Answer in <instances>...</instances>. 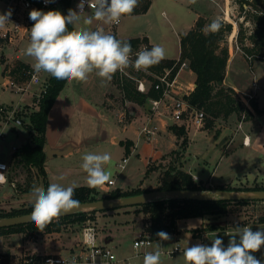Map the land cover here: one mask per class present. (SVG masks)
<instances>
[{
    "label": "crops",
    "instance_id": "1",
    "mask_svg": "<svg viewBox=\"0 0 264 264\" xmlns=\"http://www.w3.org/2000/svg\"><path fill=\"white\" fill-rule=\"evenodd\" d=\"M214 3H217V0H196L195 3L192 0H150L148 8L144 12L127 15L135 17L130 33L127 36L120 35L118 26V35L123 39L143 37L150 43L151 47L153 45H161L164 47L167 51L166 59H177L180 54V35L193 28L198 18L203 21V30L207 31L206 25L210 24V21L206 20V16H208L209 10L214 9ZM120 31L124 33L123 29ZM184 70H187V74L192 77L190 88L185 93H182L185 96L195 87V74L189 66L180 68L176 76V88L179 87L177 81ZM0 83H2L1 75ZM114 89L111 82H108L105 86H101L100 81L93 91H90L88 88V82H73L72 84L65 82L63 88L52 103L46 120L44 171L46 175L45 181L48 185L50 183H61L64 186H69L75 183L78 186H88L86 183V173L81 168V157L85 153L92 152V149L88 148L92 145L98 147L101 143H109L111 145H117L118 147L120 146L123 151L121 159L127 156L126 163L128 164L129 156L146 144L144 140L147 141V139L141 136L138 130L150 117L152 123L156 126V133L151 138L152 141L147 143L149 156L144 155L143 164L138 163L137 165L132 164L128 166L125 163L124 168L119 169L120 172L122 171L119 182L111 177L114 180V184L108 185L106 183L102 187L95 189L100 194H106L113 189L127 190L134 187H142V178L139 177L135 182H131L133 179L130 180L129 173L140 171V175H143L149 160L153 156H161L165 149L171 148L176 140H178L173 138L174 134L168 128L169 125L176 123L168 115V108L161 104L158 112L151 111L150 101L147 103L146 98L150 100L154 97L147 96L145 98L146 101L144 100L142 104L135 102L129 104L128 109H126L129 115L128 119L125 116L123 121H118L117 114L121 110L119 109V111L117 106L112 105L113 103L107 104V108L103 99V95L107 90L113 93ZM34 90L32 89V92ZM250 111L252 115L248 119L254 123L256 122V124L253 128L245 130L241 135V149L250 155L255 154L260 158V162L257 166L255 165V168L261 172V170H264V115H258L256 112L255 114L253 109ZM167 117H170V120ZM9 127L7 138L12 141V145H19L21 138L23 141L26 139V133L20 127L12 124ZM0 132H2L1 129ZM202 133L203 131L201 130L194 132L190 136L193 148L196 146L194 142L203 136ZM13 134H15V141L11 139ZM3 135L5 138V134ZM245 136L248 137V142L244 144L243 139ZM101 148L99 147L97 153H105V150ZM197 148L201 152L202 149L206 148V144L201 143L197 145ZM211 152L212 147L204 150L202 154H206L205 156L207 157L213 155ZM203 155L200 156L204 159ZM140 160L142 161L143 159ZM121 161L118 160V162ZM210 161L211 159L209 157L204 159L201 168H193L195 173L191 169L188 171L199 179L198 176L204 173L203 170L211 163ZM61 176L64 177L63 180L58 179ZM17 178L15 174L13 179L16 182ZM260 179L259 181H264V176ZM20 192L18 188L13 189L8 185L0 186V207L15 204V200L19 203L25 202V200L20 201V199L26 192ZM207 216L210 215L206 214L203 216L177 219L176 230L169 233V240L162 241L158 239L152 241L149 246L141 247L139 253H136L132 244L133 240L142 233V222L137 229H135V226L131 227V231L134 234L131 240L124 238V236L121 237L118 232L121 231V228L119 230V227L116 228L113 226L110 227L107 236L103 237L97 234V239L102 244L111 247L115 252L117 260L114 264H125L126 261L132 264H143L144 255L154 251L157 243L161 245L162 264H185L183 252L188 246L197 243L210 244L211 240L217 235L223 240L224 245L227 246L229 240L228 235L236 227L233 224L238 222L237 220H231L228 221L230 225L223 230H211L204 227L206 219L208 218ZM239 227H250L253 231L258 229L264 230V221L245 223V225ZM199 231L202 234H198ZM82 235L83 229L75 226L69 231L47 233L38 243H34L29 249L25 248L24 244L21 243L11 244L9 252L15 256L27 254L42 256L48 253L67 256L74 250L79 249L82 244ZM176 243L180 245V249L171 255L167 254L165 251L171 249ZM21 248L30 251L27 254H20ZM129 251H131V254H129ZM253 255L257 259L264 260V246L258 252L253 253ZM132 258H136L137 261L131 262ZM11 261L18 263L21 259H14L13 257Z\"/></svg>",
    "mask_w": 264,
    "mask_h": 264
},
{
    "label": "rangeland",
    "instance_id": "2",
    "mask_svg": "<svg viewBox=\"0 0 264 264\" xmlns=\"http://www.w3.org/2000/svg\"><path fill=\"white\" fill-rule=\"evenodd\" d=\"M60 12L63 13V10L60 9ZM207 15L208 16H206V20L210 21V23L213 19L217 18L223 23H232V29L231 31L225 33V42H223V44L228 46L229 50L226 76L223 84L227 89H229L228 87L231 85L234 86H231L233 88V92H227L232 95L234 99L239 103L240 116H238V114L236 113H232L227 119L218 117L214 120L212 127L205 128L204 125L206 119L208 118V114L203 108H200V110H203L204 112L203 124L197 127L192 125L191 123H188V125L185 127L187 135V141L185 143L182 142L181 137H177L174 134L173 138L178 139L176 140L175 144L171 148L165 149L164 153H162L161 156H153V158L150 159L147 163V167L143 175H140V171H133V173H129L130 180L133 179V181L131 182H135L139 177L142 178L141 188L147 190L155 189L157 187V182L161 172L166 168L179 167L184 169L185 171L191 169V171L195 173L193 168H201L203 166L202 164L204 163V159H207L208 157L209 159H211V163L206 166L207 168L204 167V173L198 176L199 179L194 176L193 178L195 180H201L205 186L209 187V189L215 188L216 185H227L233 188H246L255 185H264V181H259L261 180L260 178L264 176V170H261V172H259V170L255 168L260 162V158L255 154L250 155L249 153L241 149V135L245 130L253 128L256 122L254 123L253 121L248 119L245 111L249 108L240 99L238 93L243 95V97H246L245 93H251L252 99H255L260 107H262L264 104V59L250 58L246 56L244 51L240 48V44L237 38L240 23L247 31L252 27L249 20L250 16L244 9L240 7L238 3H236L235 0H217V3H214V9L209 10V13ZM244 16H246V20L244 19ZM84 19L86 18L82 17L79 22H77L75 25H72L74 30H91L94 22L88 25L84 23ZM134 19V16L131 17L125 15L121 17V23L119 25L120 35L127 36V34L130 33L133 28ZM121 29L124 30V33H121ZM14 40L15 43H9L6 45L5 54L8 56V58H10V60H12L10 67L13 78H15L17 81H21L28 78V75L23 73L21 74L18 71H22L23 68H16L15 64L17 59L26 64L30 69H34L33 65L35 61L33 58L25 55V49L30 42V37L28 35H19V37ZM173 43L176 44L175 42ZM16 55L18 57L17 59H15ZM186 71L187 70L183 71L177 81V85L179 87L175 88L176 96H183L182 93H185L186 90L190 88L192 77L188 75ZM39 75L41 77L40 84H38L37 86L33 85L31 87V90H34L36 88L34 92L38 91L39 86L42 85L41 83L43 81L46 82V80L49 78V74L42 71L39 72ZM253 80H255L258 84V87L255 90L252 84ZM100 81V78L95 76V74L90 75L88 79V88L90 89V91H93V89L96 88V85H98ZM109 91L110 90H107L103 95L104 103H106L105 106L107 108V104L113 103L112 105L117 106L118 110L128 109L129 103L128 105H126V103L122 106L121 97L117 90L114 89L113 93ZM31 97L32 93L30 92L24 94L20 98V94L15 93L14 89H11L10 85L0 83V103L9 105L10 103H12L13 105H15L17 102H19L21 108L19 111H17V113L24 114L32 111L37 102L33 100V97L31 99ZM146 99L147 103H149L148 98ZM249 104L252 108L250 101ZM128 117L129 115L126 112V119H128ZM5 118L6 117L3 113L0 114V129L2 130V133L5 134V138H0V159L3 160H6L7 155L11 147L13 146L12 141L7 138L8 129L10 128L9 126L11 123H4ZM167 119L170 120V117H167ZM201 130L203 131V136L201 137V139L194 142L196 143V146L193 148L191 144L192 140L190 141V136H192L194 132ZM25 133L27 135L26 131ZM11 139H13V141L16 140L15 134H13ZM144 141L146 144L141 149L138 148V154L137 152H135L131 156H129L128 164L126 163L128 166L132 164L137 165L138 163L143 164L145 158L144 155L146 154L147 156H149L147 143H150L152 139H147V141ZM201 143H205L206 148L202 149L200 152V150H198L197 148V145H200ZM99 147H102L101 149H104L105 152L111 155L113 161L111 167L112 177L119 182L121 180L122 171H119L117 163L118 160H122V148L120 146L118 147L117 145H111L109 143H101L100 145H98V147L92 145L88 148L92 149L93 153H97ZM210 147H212L211 153L213 155L206 157V154L203 155L202 152L208 148L210 149ZM200 155H203L204 159ZM140 159L143 160L141 161ZM148 168L149 172H147ZM16 171V175L18 177V191L22 192L21 187H24L26 183L24 182V179H26L27 177V171L22 165L17 166ZM34 176L40 178V174L38 172L35 173ZM39 185H43V183L40 182ZM32 199V191H28L24 193L20 199V201L25 200V202L19 203L15 200V204H8L7 207H0V211L12 210L22 206H27L32 203ZM209 215L210 216H207L208 218L206 219L204 227L211 230H223L230 225L228 224V221L231 220H237L238 224L261 222L264 221V200H256L254 202L242 205L233 204L225 213ZM86 217L87 219L85 220V222H83L80 228L83 229L85 225L92 224L94 225L97 234L105 237L107 236L110 227H119V230L121 228V231L118 232L120 233L121 237L124 236V238L131 240L132 236L134 235L131 231V227L135 226V229H137L140 226L141 222H143L144 214L143 212L139 211L138 207L128 206L104 211H96L86 214ZM60 231H65V229H61ZM46 234L47 233L38 234L35 239H24L23 232H13L6 234L0 237V251H10L11 244L15 245L18 243L24 244V247L29 249V247L31 248L34 243H38ZM198 234H202L201 231H199ZM27 249L24 250L23 248H21L20 254H27L28 251H30ZM129 252V254H131V251ZM135 261H137L136 258H132L131 262Z\"/></svg>",
    "mask_w": 264,
    "mask_h": 264
},
{
    "label": "trees",
    "instance_id": "3",
    "mask_svg": "<svg viewBox=\"0 0 264 264\" xmlns=\"http://www.w3.org/2000/svg\"><path fill=\"white\" fill-rule=\"evenodd\" d=\"M63 5V13L67 15L70 9V0H60ZM236 3L244 9L251 22V28L247 31L242 24L238 28V42L240 48L246 56L250 58L264 59V0H235ZM261 1V2H260ZM150 4V0H139L138 7L134 13L144 12ZM38 10L47 12L50 10H58L56 7L39 8ZM246 16H244V19ZM69 30H74L69 25ZM232 23H223L217 32H208L203 30V21L198 18L193 28L186 33L180 35V54L177 59H164L161 63L151 67V70L160 71L164 66H170L176 62L172 71L174 74L177 66L181 61L186 60L188 66L195 74V87L185 96L186 101L191 108H203L208 114L205 121V128H210L216 118L221 117L227 119L232 113L240 116V105L227 91H232L229 86L227 89L223 81L226 76V67L229 58L228 46L225 42V33L231 31ZM124 41L134 44L137 38H127ZM16 68L20 67L28 69L27 65L17 60ZM21 72L20 70H18ZM22 74V73H21ZM219 81H221L219 83ZM66 81L57 80L49 76L45 89L41 92L39 98L33 100L37 102L35 107L29 113H16V117L22 120L20 128L27 132L26 139L21 142L13 153L10 164L9 181L14 180L16 167L22 165L27 171V177L24 179L25 185L21 187L22 192L32 191L33 184L39 185L43 183V187L47 189L48 184L45 181L44 159L46 144V120L52 103L63 88ZM111 84L120 94L121 101L132 104L133 102L142 104L147 96L157 98L160 91L149 88L147 93H141L136 90L132 81L120 78L114 75ZM122 106L125 103H122ZM253 110L258 115H264V104L259 106L255 99H250ZM127 105V104H126ZM245 114L248 117L252 115L249 109ZM246 116V115H245ZM168 128L177 137L182 138V142L187 141L186 128L184 124H171ZM40 174V178L34 176L35 173ZM149 172V168L147 170ZM17 187V182H16ZM18 188V187H17ZM159 189H180L190 188L195 190L209 189L201 180H195L193 175L179 167H170L163 170L159 176L157 187ZM215 188L226 190H251L264 189V185H255L246 188H233L227 185H216ZM147 189L134 187L127 190L113 189L106 194H100L95 188L85 185H79L75 188L74 198L78 201L93 200L97 198H114L119 196L131 195L143 192ZM256 200H228L224 198H214L209 200H195L189 198H163L149 201L147 203L134 205L143 212V229L140 236L149 238L151 241L160 239L157 233L163 231L167 234L176 230V220L180 218H191L203 216L206 214H222L229 210L231 205H242L254 202ZM32 211V203L12 210L0 211V217L17 215ZM104 210H88L75 212L70 215L59 217L53 220L43 232L37 230L33 222L18 224L8 227H0V237L15 232H23V238L35 239L38 234L60 231L61 229L81 227L87 219L86 214ZM234 226H242L245 223H234ZM69 231V230H68ZM4 260L23 259L30 257L38 260L39 255H13L9 251L0 252Z\"/></svg>",
    "mask_w": 264,
    "mask_h": 264
},
{
    "label": "clouds",
    "instance_id": "4",
    "mask_svg": "<svg viewBox=\"0 0 264 264\" xmlns=\"http://www.w3.org/2000/svg\"><path fill=\"white\" fill-rule=\"evenodd\" d=\"M193 3L196 0H192ZM92 9V15L84 19L85 24L93 20L104 24H119L121 17L131 15L139 5V0H80L79 11L69 9L67 15L58 10L47 12L32 9L29 19L33 21L30 29V42L25 49V55L34 59L36 72H45L57 80L69 84L87 83L89 76L95 74L101 80V86L111 82L117 73H123L129 67L137 71H147L167 58V51L161 45H153L151 49L144 48L131 58L130 42L120 40L103 29L80 31L69 30V25H75L81 20L85 5ZM12 10L0 14V29L10 22ZM221 21L213 19L206 25L208 32H217ZM81 168L86 173V183L90 188H98L111 180L113 164L109 153L88 152L82 155ZM0 167H3L0 165ZM63 180L64 177L58 178ZM78 187L72 183L64 186L61 183H50L45 189L42 185L32 186L31 220L37 230L44 229L62 213L70 212L79 206L74 198V190ZM160 240H169V234L157 233ZM227 246L217 235L210 244L197 243L188 246L183 257L185 264H264L253 253L264 246V230L253 231L250 227H234L228 235ZM48 264H52L51 261ZM143 264H162L161 245L144 255Z\"/></svg>",
    "mask_w": 264,
    "mask_h": 264
},
{
    "label": "built area",
    "instance_id": "5",
    "mask_svg": "<svg viewBox=\"0 0 264 264\" xmlns=\"http://www.w3.org/2000/svg\"><path fill=\"white\" fill-rule=\"evenodd\" d=\"M80 0H70V9L79 11L77 9V5ZM90 2H94V0H90ZM45 7H56L58 11L60 9L63 10V5L60 0H0V14L7 12L9 9L12 10V15L10 17V22L6 25L4 29H0V75L2 76V83L6 85H10L11 89H14L15 93L20 94V98L27 93H32L33 99L39 98L41 92L45 89L47 85L48 79L43 81L41 86H39V90L36 92H32L31 87L37 86L41 82V77L39 72H36L34 69H24L20 72L23 74H27L28 78L25 80L17 81L12 76V71L10 64L12 60L8 58L5 54L6 45L9 43H15L14 39H17L19 35H28L30 37V29L33 26V21L29 19V12L32 9H39ZM84 13L81 14V17L87 18L92 15V9L85 5ZM94 25L91 30L103 29L106 33L114 35L116 38L120 40H125L120 38L118 35V26L119 24H104L101 21L93 20ZM121 22V20H120ZM21 38V36H20ZM132 46V54L131 58L134 61L136 58V53L144 48L151 49L150 43L145 40L143 37H137V41L131 45ZM17 59V55L15 56ZM19 60V59H17ZM175 63L170 66H164L160 71H154L148 69L147 71H137L133 67H129L123 73L117 72L116 75L120 78H125L133 82L136 90L141 93H146L148 88H153L160 91V95L157 98H151L150 108L153 112H158V108L160 105H165L168 108V114L173 121L179 124H184L185 127L188 123L194 126H201L204 120V112L203 110L191 108L189 103L186 101L185 96H176L175 88H176V76L178 70L182 67L188 66L186 60L181 61L177 66L173 75L172 71L175 67ZM19 73V74H20ZM46 84V85H45ZM254 90L258 87V84L255 80L252 81ZM240 99L244 102V104L251 110V106L249 104L250 99H252L251 93H245L246 97H243L240 93H238ZM188 95V94H187ZM21 106L19 102L15 105L12 103L4 104L0 103V114L5 115L4 123H11L16 127H21L22 120L16 117L17 111H19ZM126 109L121 110L120 113L117 114L118 121H123L126 116ZM139 134L146 139H151L156 133V126L152 123L151 118L149 117L147 121L142 124L139 128ZM3 138L4 135L1 132L0 138ZM247 136L244 137L243 143H247ZM18 145H13L7 155L6 160L0 159V186L8 185L11 188L16 187L15 179L9 181V173H10V164L12 161L13 153L17 149ZM128 157L125 156L122 158L121 162L117 163L119 169H123ZM108 185L114 184V180L111 179L107 182ZM151 240L147 237L140 236V234L133 240V248L136 253H139V249L143 246H149L151 244ZM180 249V245L176 243L173 247L167 251V254L171 255L174 252ZM1 252V251H0ZM117 260V256L111 247L108 245L102 244L97 239V233L94 225L87 224L83 228L82 235V244L79 249L74 250L67 256H61L55 253H48L40 256L38 260H33L30 257L21 259L20 262L15 263L11 260H4L0 254V264H48L49 261L52 264H114ZM125 264H132L127 262Z\"/></svg>",
    "mask_w": 264,
    "mask_h": 264
},
{
    "label": "water",
    "instance_id": "6",
    "mask_svg": "<svg viewBox=\"0 0 264 264\" xmlns=\"http://www.w3.org/2000/svg\"><path fill=\"white\" fill-rule=\"evenodd\" d=\"M221 81H219L220 83ZM22 142L23 139L21 138ZM163 198H189L195 200H209L214 198H224L228 200H264V189L251 190H226V189H203L195 190L190 188L180 189H149L140 193L119 196L114 198H97L93 200L79 201V206L67 213H62L59 217L73 214L75 212L87 210H110L128 206L147 203ZM31 211L11 216L0 217V227H8L18 224L30 223Z\"/></svg>",
    "mask_w": 264,
    "mask_h": 264
}]
</instances>
